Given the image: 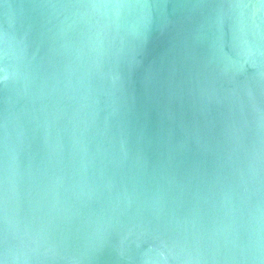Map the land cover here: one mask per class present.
Segmentation results:
<instances>
[{
  "label": "water",
  "instance_id": "water-1",
  "mask_svg": "<svg viewBox=\"0 0 264 264\" xmlns=\"http://www.w3.org/2000/svg\"><path fill=\"white\" fill-rule=\"evenodd\" d=\"M251 5L0 0V264H264Z\"/></svg>",
  "mask_w": 264,
  "mask_h": 264
},
{
  "label": "clouds",
  "instance_id": "clouds-1",
  "mask_svg": "<svg viewBox=\"0 0 264 264\" xmlns=\"http://www.w3.org/2000/svg\"><path fill=\"white\" fill-rule=\"evenodd\" d=\"M250 5L247 4H237L236 8H247ZM84 7L92 8V9H99V8H109V7H115V8H123V7H134V5H128V4H122V3H94L90 5H84ZM251 7L255 8L259 15V20L264 21V3H259V5H251ZM259 26L258 24L256 25Z\"/></svg>",
  "mask_w": 264,
  "mask_h": 264
},
{
  "label": "snow or ice",
  "instance_id": "snow-or-ice-1",
  "mask_svg": "<svg viewBox=\"0 0 264 264\" xmlns=\"http://www.w3.org/2000/svg\"><path fill=\"white\" fill-rule=\"evenodd\" d=\"M259 3H264V0H258Z\"/></svg>",
  "mask_w": 264,
  "mask_h": 264
}]
</instances>
